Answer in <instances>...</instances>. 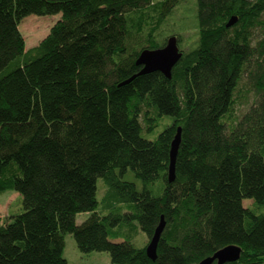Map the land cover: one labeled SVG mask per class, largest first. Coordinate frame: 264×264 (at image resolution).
Listing matches in <instances>:
<instances>
[{
  "label": "trees",
  "instance_id": "trees-1",
  "mask_svg": "<svg viewBox=\"0 0 264 264\" xmlns=\"http://www.w3.org/2000/svg\"><path fill=\"white\" fill-rule=\"evenodd\" d=\"M182 1L0 0V196L22 203L0 216V264H68L66 231L111 264H191L228 245L241 255L225 264H264V0H193L194 11L182 6L191 24L176 30ZM58 13L26 48L20 21ZM172 35L182 56L171 77L139 74L140 52ZM243 77L256 100L229 129ZM81 212L88 218L73 225ZM138 227L143 247L123 237Z\"/></svg>",
  "mask_w": 264,
  "mask_h": 264
},
{
  "label": "rangeland",
  "instance_id": "rangeland-1",
  "mask_svg": "<svg viewBox=\"0 0 264 264\" xmlns=\"http://www.w3.org/2000/svg\"><path fill=\"white\" fill-rule=\"evenodd\" d=\"M183 5H181V10L176 13V25L173 29L180 30L184 27H187L191 24V17L186 16L188 14L187 9H182L183 7L190 6L191 11H194L193 0H183ZM186 4V5H185ZM181 12V13H180ZM60 18V14L54 15H35L30 14L25 16L19 24V29L22 32L25 42L26 48L32 47L36 45L46 34L49 32L51 26ZM183 30V29H182ZM193 31L188 30L184 32H180L184 38V40L192 41L193 39ZM252 41L253 43L257 38L261 36V32L259 27L253 30ZM184 49L188 48V45L185 44ZM256 100V95L254 94L253 87L248 82V80L243 77L238 83L237 87L234 91V102L229 110V112L225 115V126L230 129L232 125L235 124V121L238 120L247 110L248 108L254 104ZM169 120V119H165ZM164 128L163 122L160 121L159 124L154 128L151 133L143 132V135L148 139H154ZM97 197L99 202L102 200L104 195V182L102 178H98L97 180ZM13 192H6L0 196V216H4L8 212V205H11V212L19 213L22 211V203L21 197L17 200L13 196ZM253 204V200L245 199L243 201V205L250 207ZM101 204H99V208ZM89 216L88 212H81L73 214V225H77L86 220ZM124 238H127L131 241L136 247H143L148 242V238L146 234L139 229V227L130 234L123 235ZM64 257L67 259L68 264H111V257L108 251H91L88 253H84L80 251L78 248L75 238L72 233L69 231L65 232V249H64Z\"/></svg>",
  "mask_w": 264,
  "mask_h": 264
},
{
  "label": "water",
  "instance_id": "water-1",
  "mask_svg": "<svg viewBox=\"0 0 264 264\" xmlns=\"http://www.w3.org/2000/svg\"><path fill=\"white\" fill-rule=\"evenodd\" d=\"M237 18L232 16L226 26L233 25ZM182 56V51L179 49L178 40L176 35L167 38L166 44L163 47L156 49H145L140 52L136 59V64L142 66L139 74H145L153 71H159L166 77L170 78L174 65ZM181 138V128L178 127L173 140L171 141L169 153V167H168V180L172 181L175 177V160L177 150ZM165 222L163 217L155 229L153 236L150 238L146 245V254L151 259H155L156 248L160 239L161 233L164 229ZM241 255V248L236 245L225 246L213 255L208 256L197 263L191 264H225L227 262L237 261Z\"/></svg>",
  "mask_w": 264,
  "mask_h": 264
},
{
  "label": "crops",
  "instance_id": "crops-1",
  "mask_svg": "<svg viewBox=\"0 0 264 264\" xmlns=\"http://www.w3.org/2000/svg\"><path fill=\"white\" fill-rule=\"evenodd\" d=\"M14 194H13V196L17 199V198H19V194L17 193V192H13ZM10 205V204H9ZM9 205H8V207H9ZM7 207V208H8Z\"/></svg>",
  "mask_w": 264,
  "mask_h": 264
}]
</instances>
